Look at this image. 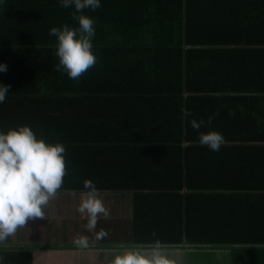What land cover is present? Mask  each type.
I'll list each match as a JSON object with an SVG mask.
<instances>
[{
	"label": "trees",
	"instance_id": "trees-1",
	"mask_svg": "<svg viewBox=\"0 0 264 264\" xmlns=\"http://www.w3.org/2000/svg\"><path fill=\"white\" fill-rule=\"evenodd\" d=\"M73 10L0 0V130L64 144L57 193H86L85 179L132 193L133 235L100 232L101 246H231V264H264V0H101L83 10L97 59L77 79L54 67L49 34L75 27ZM208 128L217 151L198 141ZM16 246L0 252L33 264L34 245Z\"/></svg>",
	"mask_w": 264,
	"mask_h": 264
},
{
	"label": "clouds",
	"instance_id": "clouds-1",
	"mask_svg": "<svg viewBox=\"0 0 264 264\" xmlns=\"http://www.w3.org/2000/svg\"><path fill=\"white\" fill-rule=\"evenodd\" d=\"M63 8L74 9L70 12L75 27L68 24L51 26L49 34L55 36V55L57 70L64 71L71 79H77L95 62L93 37L95 19L83 10L100 7L101 0H57ZM7 70L0 62V72ZM8 84L0 82V103L8 93ZM213 115L207 121L190 120L193 128L210 124ZM198 141L210 150L217 151L224 143L223 134L212 128L199 132ZM66 149L61 142H48L43 135H37L30 125L23 124L0 130V241L13 234L19 226H24L31 218L44 217L43 207L51 197L56 195L65 175L64 153ZM85 198L79 204V211H87L86 227L95 226L97 213L107 214V209L97 197V190L90 179H85ZM80 246L86 239L76 240ZM112 264H173V261L162 255L160 246H153L151 251L140 246H126L122 254H117Z\"/></svg>",
	"mask_w": 264,
	"mask_h": 264
},
{
	"label": "crops",
	"instance_id": "crops-1",
	"mask_svg": "<svg viewBox=\"0 0 264 264\" xmlns=\"http://www.w3.org/2000/svg\"><path fill=\"white\" fill-rule=\"evenodd\" d=\"M7 112L10 113L11 111L8 110ZM10 115L12 114L10 113ZM62 193H70L72 196L64 200L56 198L54 206H44L43 208L44 213L47 212V215L52 217L44 216L28 219L24 226H19L13 234L4 240L6 242L0 241V244H16L18 245L16 247L34 245L33 264H112L114 256L122 254L125 249L101 246L100 244L108 239L105 241L100 240V232H110L120 237L122 230H124V237L133 235L132 225L135 210L132 193L97 191V197L107 209V214L97 213L95 226L91 230L86 227L88 221L87 211L78 210L81 200L85 198V192L65 191ZM47 208H50V213ZM70 208L71 213L69 212ZM64 217L65 220L75 221L72 232H62L53 227L63 221ZM27 222L30 225L34 223L35 229L29 228ZM54 222L55 224H53ZM80 237L86 239L84 246L76 243V240ZM185 244L187 243L184 242V244L174 248H163L160 249V252L173 261V264L232 263L231 246H188ZM144 250L151 251L152 248ZM4 256L0 252V264H14L12 259Z\"/></svg>",
	"mask_w": 264,
	"mask_h": 264
},
{
	"label": "rangeland",
	"instance_id": "rangeland-1",
	"mask_svg": "<svg viewBox=\"0 0 264 264\" xmlns=\"http://www.w3.org/2000/svg\"><path fill=\"white\" fill-rule=\"evenodd\" d=\"M70 196H72L70 193H56V195H54L53 197L50 198V200H49L48 203L45 205V207L54 206V202H56V198H57V199H58V198H61V200H64V199H69V198H71ZM43 208H44V207H43ZM47 210H48V212H49V211H50V208H47ZM52 211H53V210H52ZM52 211H51V212H52ZM69 212L71 213V208L69 209ZM49 213H50V212H49ZM47 214H48V213L46 212V213H45V217H52V216H48ZM64 216H66V215H64ZM46 220H47V219H46ZM41 221H42V220H41ZM49 221H50V220H49ZM53 224H55V222H54ZM124 224H125V223H124ZM27 225H28L29 228H34V229H35V227H34V223H31V225H30V223L27 222ZM74 225H75V221H68V220H65V217H64V220H63V221H60L58 225H55V226H53V227L58 228V229H59L60 231H62V232H64V231H71V232H72ZM129 232H131V231H129ZM124 236H125V232H124V230H122V233L120 234V237L124 238ZM4 240H6V238H5ZM4 240H3V242H6V241H4ZM123 240H124V239H123Z\"/></svg>",
	"mask_w": 264,
	"mask_h": 264
},
{
	"label": "bare ground",
	"instance_id": "bare-ground-1",
	"mask_svg": "<svg viewBox=\"0 0 264 264\" xmlns=\"http://www.w3.org/2000/svg\"><path fill=\"white\" fill-rule=\"evenodd\" d=\"M99 171V170H98ZM124 172V171H123ZM95 174V173H94ZM95 177V176H94ZM101 177V176H100ZM114 180V179H113ZM61 190V189H60ZM74 190V189H73ZM179 202V201H178ZM187 221V220H186ZM139 224V223H138ZM186 224V223H185ZM225 241V240H224ZM242 241V240H241ZM240 242V241H239ZM209 245V244H208Z\"/></svg>",
	"mask_w": 264,
	"mask_h": 264
}]
</instances>
